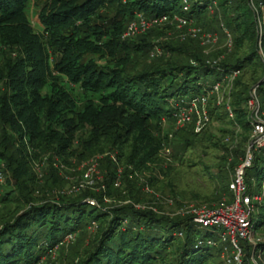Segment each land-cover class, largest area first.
<instances>
[{"label": "trees", "instance_id": "trees-1", "mask_svg": "<svg viewBox=\"0 0 264 264\" xmlns=\"http://www.w3.org/2000/svg\"><path fill=\"white\" fill-rule=\"evenodd\" d=\"M30 1L0 0V79L5 85L0 92V163L15 179L17 191L0 194V264H39L56 245L62 249L71 243L62 242L65 236L75 240L87 226L95 232L76 264H225L221 247L208 243L216 239L214 228L201 227L190 212L170 217L148 206L136 208L151 199L130 180L135 177L127 175L146 174L160 166L164 145L172 149L170 159L164 158L165 168L160 167L164 174L171 170L172 160L181 164L186 152L202 148L208 164L194 172L202 171L210 186L218 181L203 200L231 197L227 178L245 156L252 88L264 115V0H46L34 23ZM137 13L182 16L208 28L218 18L222 33L230 35L229 57L208 62L193 38L155 44L159 27L122 38ZM155 46L167 56L156 54ZM234 69L248 76L242 79L239 73L234 78L222 103L217 104L215 94L209 95L207 125L200 132L187 125L169 138L162 125L173 119L174 104L205 94ZM211 122L231 128H219L217 139L208 131ZM74 140L73 150L82 158L117 149L116 162L108 155L98 161V166L107 163L106 169L112 168L101 192L93 193L98 204L87 201L89 188L58 194L52 197L56 201L32 203L27 188L33 176L22 159L39 162L41 158L34 159L38 152L48 150L70 155ZM51 142L58 146L50 149ZM53 163L54 158L47 156V180L54 177ZM119 164L124 169L118 174ZM251 169L263 183L264 146L253 151L245 169L249 189L254 185ZM117 178L126 191H118ZM156 181L150 176L145 184L153 186ZM114 192L131 202L107 208L102 198ZM258 208L264 209V202ZM253 222L256 234L264 226V214ZM240 245L243 264H251L250 244ZM260 249L264 252V242L258 244L256 250Z\"/></svg>", "mask_w": 264, "mask_h": 264}, {"label": "rangeland", "instance_id": "rangeland-1", "mask_svg": "<svg viewBox=\"0 0 264 264\" xmlns=\"http://www.w3.org/2000/svg\"><path fill=\"white\" fill-rule=\"evenodd\" d=\"M44 1L46 0H31L30 1V19L34 23L38 16V11L43 5ZM113 13V12H112ZM217 20H213L212 26L209 28L207 26H199L200 24L197 22H194L193 20H188V23L179 26L177 25V22L171 18L167 21L164 25L160 26V29H157L160 31H157L155 34V44H162L164 42L169 41H186L188 38H193L198 41V45L200 46V49L202 53L208 57L209 61L212 62L217 61L218 59H222L228 56V50L231 48V40L230 35H225L222 33L220 24ZM262 26L261 22H258V28L260 30V27ZM158 28V27H157ZM198 29L199 32L195 35H192L190 32L191 29ZM154 34V31L151 32ZM211 34L212 38L209 40L203 38V35ZM215 36V39L213 38ZM138 39V38H137ZM155 50H159V54L165 55L166 53H162L161 48L158 46H155ZM258 49L261 53V46L260 42L258 43ZM92 55V54H91ZM93 56V55H92ZM96 56V55H94ZM167 56V54H166ZM165 56V57H166ZM219 57V58H218ZM218 58V59H217ZM213 59V60H212ZM138 61H141L138 60ZM243 75V76H242ZM242 76V79H245L248 75L247 73L240 72V77ZM5 90V85L2 79H0V92ZM227 88L221 90L223 92V96L225 97L226 94H228ZM76 91V89H75ZM225 99V98H224ZM227 102V101H226ZM228 103V102H227ZM219 128L222 129H230L231 127L222 124V123H213L211 122L208 126V131L213 135L215 138L220 139L221 138V132L218 130ZM162 129L166 130L169 133H174L173 130V119L165 120V123L162 125ZM240 133V130H238ZM239 140L237 138V143H239ZM74 143L69 147V152H72L70 155L67 156H59L55 154V150H48V151H42L38 152V155H36V158L34 159H40L45 156H49V158H54L53 167H57L54 172L53 179L49 177V172H47V168L43 169L42 177L38 178L32 170V161L31 158L25 161V159H22L23 163L28 167V170L30 172V175H32L33 183L27 188L28 193L31 196L32 203H46L47 201H56L57 199H53L52 197H56L58 194H65L68 195L70 193H77L79 189L83 188H89L87 189L90 194L89 199H95L96 205L98 204V200L95 198L96 195L93 196V193H100L102 190V182L104 179H107L106 176H110L111 174V166L109 167V170L106 169L107 163H100L98 166V173L93 176V182L90 185H86L85 181L82 180V165L83 163L97 155H103L106 154L108 151H111V153L116 154L117 149L109 148L106 149L102 153H94L92 156H89L87 158H82L78 155V151L74 152V148L77 147V142L74 140ZM20 146L19 143L15 146ZM58 146L57 143L51 142L50 143V149L56 148ZM174 147V145L172 144ZM30 150V153L34 152L31 150V148H28ZM108 150V151H107ZM17 152V151H16ZM216 156L221 155V151H213ZM204 153H207L206 150H203L202 148H195L193 151H188L186 154H184V162L181 164L178 162V160H172L171 162V170L166 172L167 174H164L163 170L160 169L161 166L164 165L166 158L163 153L159 156V159L161 158V165L155 166L151 170L144 172L138 171L133 174H128V178L135 177L136 180H133L134 178H131L133 183H135V186H138L142 195L147 198L148 200L151 199L146 204L143 205H134L136 208H140V206L150 207L153 211L168 215L170 217L178 216V215H186L190 211V207H199L201 209H210V208H216L221 205L222 202L225 200H203L204 194H206L215 184L217 185L218 181L216 180L211 186L206 177L202 176V171L198 170L197 172H194L196 169H199L200 166L203 163H207V160L204 156ZM209 153H211L209 151ZM212 154V153H211ZM164 156V157H163ZM177 156V155H176ZM189 156V158L187 157ZM190 158H192L190 160ZM167 159V158H166ZM209 162V161H208ZM192 163H196L197 166H187V164L192 165ZM163 164V165H162ZM208 164V163H207ZM31 167V171H30ZM54 167V168H55ZM61 167V168H60ZM198 167V168H197ZM165 168V165L163 166ZM124 167L119 164L118 170L123 171ZM0 170L3 171L2 174H0V194L3 193V191L7 189H15L16 191V182L15 179L11 176L10 171L6 169V166L3 165V163H0ZM117 170V171H118ZM165 170V169H164ZM251 174L254 176V185L252 186V192L253 193H260L261 188V182L258 179V175L255 169L249 170ZM233 172L229 173V177L227 178V181L230 180L232 177ZM131 176V177H130ZM152 177L154 179L155 185L150 186L145 184L147 177ZM55 181L53 182L52 180ZM119 186L118 191H126L125 183L121 181V179H118ZM218 187V185H217ZM26 189V190H27ZM17 192V191H16ZM102 203L106 204V207L110 209L111 204L112 205H124L128 204L131 201L130 200H123L120 197V194L118 192H114L110 195L105 194L102 198ZM106 208V209H107ZM89 207H87V210ZM0 206V211H2ZM7 211L5 210L4 213ZM99 212V210H97ZM259 214H264V209L258 208L257 211H255L253 215V219L257 218ZM95 232V228L92 226H87L81 233L78 234V236L75 238V240L70 239L68 242L67 247H64L62 249H54L52 253H48L46 255L41 256L40 261L41 264H76L78 261V257L80 256V252L84 251L86 247H83L90 243V240ZM206 234V229L202 228L200 229V236H204ZM68 237V236H67ZM257 238H261V242H264V226L263 228L256 233ZM66 238V237H65ZM66 240V239H65ZM242 241H240L241 244ZM228 245V242L226 243ZM82 249V250H81ZM43 258V259H42Z\"/></svg>", "mask_w": 264, "mask_h": 264}, {"label": "built area", "instance_id": "built-area-1", "mask_svg": "<svg viewBox=\"0 0 264 264\" xmlns=\"http://www.w3.org/2000/svg\"><path fill=\"white\" fill-rule=\"evenodd\" d=\"M183 10H188V4L186 1H183ZM171 18H173L179 26L188 23V20L185 17L177 15H172L171 17L168 15L147 17L141 13H137L135 18L128 22L126 29L122 34V38L134 37L150 28L160 27L167 23ZM190 32L192 35H195L199 30L193 28ZM203 38L210 40L212 35H203ZM213 38L215 39V36ZM159 52V50H155L156 54H159ZM239 73L238 69L227 72L222 75L220 80L215 82L205 94L176 102L172 113L173 130L177 131L187 125H192L195 132H200L209 122V95L215 94L217 96V104L222 103L224 96L221 90L225 88L230 89L234 78ZM247 107L249 111L251 132L246 145L245 156L241 163L234 169L233 176L228 184L231 197L229 199H223L225 201L222 202L219 207L213 209L190 207L189 211L194 216L193 220L201 225V227L214 228L216 239L208 240V243L216 247H221L222 250L220 252V257L225 264H243V251L240 241L248 242L251 246L252 251L249 257L251 264H264V252L261 249L256 250L258 244L261 243V238L256 237L253 227V215L257 206L264 202V182L261 183V192L253 193L252 188H247L244 181L245 169L251 165L253 151L264 146V115L260 110L255 88H252L250 91V98L247 101ZM225 108L229 118H232L233 114L229 104H226ZM168 136L171 138L172 133H169ZM162 153L167 160H169L172 154L171 147L164 145ZM105 155H108L112 161L116 162V157L113 153H106L93 156L83 163L82 180L85 181L86 185L92 184L93 176L98 173V161ZM46 164L47 156L42 157L39 162H32V170L38 178L42 177V172ZM117 173L119 174L120 170H118ZM118 174L117 177H119ZM118 184L119 181L117 178L115 185L117 186ZM87 201L91 205H96L94 199H88ZM67 236H65L66 238H64L62 242L68 243L70 239H73L72 235L68 234ZM227 242L228 245L226 244ZM57 247L58 245L49 252L52 253ZM42 261H40L39 264H41Z\"/></svg>", "mask_w": 264, "mask_h": 264}]
</instances>
